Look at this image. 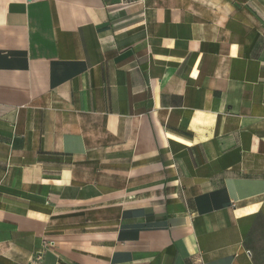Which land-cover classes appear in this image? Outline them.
I'll list each match as a JSON object with an SVG mask.
<instances>
[{
  "label": "crops",
  "instance_id": "obj_1",
  "mask_svg": "<svg viewBox=\"0 0 264 264\" xmlns=\"http://www.w3.org/2000/svg\"><path fill=\"white\" fill-rule=\"evenodd\" d=\"M0 264H264V0H0Z\"/></svg>",
  "mask_w": 264,
  "mask_h": 264
},
{
  "label": "built area",
  "instance_id": "obj_2",
  "mask_svg": "<svg viewBox=\"0 0 264 264\" xmlns=\"http://www.w3.org/2000/svg\"><path fill=\"white\" fill-rule=\"evenodd\" d=\"M132 0H119V2L121 3V4H127V3H129V2H131Z\"/></svg>",
  "mask_w": 264,
  "mask_h": 264
}]
</instances>
